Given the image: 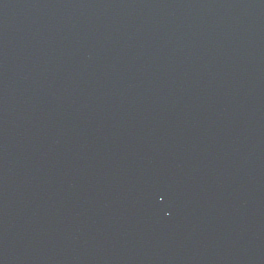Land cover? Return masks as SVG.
I'll list each match as a JSON object with an SVG mask.
<instances>
[{"label":"water","instance_id":"95a60500","mask_svg":"<svg viewBox=\"0 0 264 264\" xmlns=\"http://www.w3.org/2000/svg\"><path fill=\"white\" fill-rule=\"evenodd\" d=\"M0 264H264V0H0Z\"/></svg>","mask_w":264,"mask_h":264}]
</instances>
